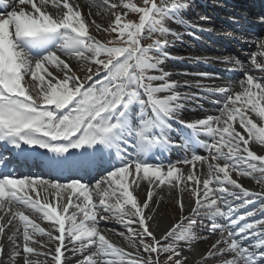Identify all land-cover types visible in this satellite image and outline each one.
I'll list each match as a JSON object with an SVG mask.
<instances>
[{
	"label": "snow or ice",
	"instance_id": "6c2138e0",
	"mask_svg": "<svg viewBox=\"0 0 264 264\" xmlns=\"http://www.w3.org/2000/svg\"><path fill=\"white\" fill-rule=\"evenodd\" d=\"M103 5L106 26L82 14L76 0H0L11 8L0 11V237L7 236L8 248L6 261L0 242V264H70L69 252L75 264H160L161 255L163 264H188L181 244L192 249L199 239L194 229L205 219L209 232L220 235L198 264H264V202L255 206L264 191L240 182L249 177L264 186V154L255 150L264 146V38L252 41L250 67L224 58L243 73L238 90L235 83L196 84L220 94L212 102L222 106L217 115L186 122L182 100L196 95L176 91L161 67L171 58L166 37L174 34L165 22L186 9L184 0ZM93 27L111 39L97 38ZM145 32L165 38L145 45ZM173 147L191 151L190 158L149 162ZM22 165L40 174L20 176ZM164 186L187 193L190 207L177 201L179 219L158 238L153 204ZM21 209L39 215L47 228ZM112 217L144 255L102 234L98 224Z\"/></svg>",
	"mask_w": 264,
	"mask_h": 264
},
{
	"label": "bare ground",
	"instance_id": "6f19581e",
	"mask_svg": "<svg viewBox=\"0 0 264 264\" xmlns=\"http://www.w3.org/2000/svg\"><path fill=\"white\" fill-rule=\"evenodd\" d=\"M6 2L10 5H14V0H6ZM76 2L81 6L82 14L87 15L89 12L92 14L90 19H95L97 23H101L102 25H105V19L100 18V15L96 12L95 7L97 4L103 5V0H76ZM110 2H115V0H110ZM107 7V6H103ZM202 9V8H201ZM5 10H11V8L4 9L1 8L0 11ZM202 12V10H201ZM198 12L195 8H189L185 12H181V14L186 17L187 22L185 24H174L169 27L170 32L174 34H169L172 37V42L170 45H174L175 43H179L182 39L191 40L192 32H200V31H206L209 30V27H212L216 29V31H211V35L214 36L213 39V46L208 47V51L201 52L200 55H198L197 52L193 51H182L180 54L184 56H200L199 59L196 60L195 65L193 66H169L167 63H162L161 67L165 72L170 73L169 76L170 81H174L178 84V87L175 89L176 91L182 93V94H188L196 95V99L192 100H182V103H184L185 107L184 110L181 113V118L185 119L188 122H194L197 119L206 118L209 115H217L218 114V107L222 105H217L213 103L212 101L221 99L220 94L216 95H209L206 94L201 88H197L196 84L199 83L201 85L205 86H230L231 84L235 83L236 88L235 90H238V81L242 78L243 73L239 70L242 74L238 75L237 69L233 67L232 63L225 62L224 58L229 57L233 60L239 59L245 67H250V60L247 55L250 51H256L257 47L252 41L257 38L256 36H252L250 39H244L248 40L247 43L242 41H234L235 44H241L243 45V48L245 52L237 53L234 49V47H226L221 42H217L216 39L220 34L225 35L228 40L232 41L234 39L233 33L229 30V27H233L230 24H224V27L217 25L215 20L210 17L207 14ZM108 24V22H107ZM223 24V23H222ZM250 27V26H248ZM224 30V31H223ZM245 32H250L246 29L242 30ZM92 33L94 35H97L95 28L93 27ZM264 38V33L259 37ZM202 44L200 42H195L192 44L193 48H201ZM167 47L165 48L166 51ZM186 52H188L186 54ZM204 53V54H202ZM169 62V61H168ZM73 64L76 62L73 61ZM229 68L230 73H234L236 76H231L225 72L220 71L221 69ZM234 70V72H232ZM206 74V75H203ZM237 75L239 76L237 78ZM213 97V99H209L208 97ZM207 140L210 142V138L206 137ZM177 140H179L177 138ZM253 142H250V144ZM261 148H264V146L256 145L255 150L257 151V154H264V151H260ZM172 149H177L176 147H173ZM200 155H207V152L205 149H195ZM175 152V157H176ZM186 155L190 158L191 152L186 153ZM173 157L172 162L175 163L177 160ZM153 163L155 162H162L161 160H153ZM169 163H166L167 165ZM182 168H188L191 170V165H181ZM197 168H199V164L197 165ZM20 173V170L18 171ZM29 173V172H27ZM234 178H235V174ZM240 182L247 187L250 191L254 192H261L263 191L262 186L257 184L256 181L252 180L249 177H242L240 178ZM135 194V193H134ZM141 199L147 198V185H144L143 193L140 197ZM155 199L159 200L160 203L153 204V207L159 208V214L157 215V223L159 227L157 228L156 235L159 238L164 231H166L169 227H171L172 224L175 223V219L180 217V207L177 201H182L185 205V208L188 209L190 207L189 204V196L187 193H181L180 189H171L169 186H164L163 191H157L155 195ZM194 204V200L192 201ZM24 210L26 214H28L30 217L37 220L38 223H41L42 226L46 227L48 226V222L42 221L39 217V215L32 213L31 211L27 209H21ZM224 220V219H223ZM153 227H156L154 224ZM98 228L101 230L102 234L106 236L107 239L110 240V242H113L116 246L126 249L129 252L136 253V254H142V249L137 251V249H133L130 244H128L122 237L118 235V232L114 229H110L108 227H105L101 224H98ZM10 234V232H9ZM130 235H126L128 237ZM0 242L4 243L6 245L5 247V253L2 257L4 260H8V248H7V236L0 237ZM181 247L184 248V255L188 257V262H194L196 260H199V256L201 254H204L203 244H193V247L191 250H189L188 246L186 244L181 245ZM40 251H44V249H40ZM70 264H75L74 259L71 256V253H68ZM44 257V256H43ZM49 260L51 257H47Z\"/></svg>",
	"mask_w": 264,
	"mask_h": 264
},
{
	"label": "rangeland",
	"instance_id": "374dc122",
	"mask_svg": "<svg viewBox=\"0 0 264 264\" xmlns=\"http://www.w3.org/2000/svg\"><path fill=\"white\" fill-rule=\"evenodd\" d=\"M137 2L139 3V2H143V0H137ZM211 2H213V1H211ZM216 3V6H217V8H215V10L213 11V7L212 6H207L206 8L209 10V12H214V16L216 17V18H218L220 21H223V20H221V17H223V16H225L223 13L224 12H222V11H225V10H218V8H219V6H221V7H223V8H226V9H234L233 8V6H231V5H224V3H222L220 0H217V1H215ZM104 5H102V4H97L96 5V7H95V10H96V12L100 15V18H102V19H105V22H104V24H105V26L107 25V22L108 23H110V14H109V10H108V8L107 7H103ZM237 10H238V15H236V16H238V19H239V21H241V22H244V23H246L247 25H249V24H254V25H257L255 22H254V20H252V21H249V22H245V20L243 21V20H241V19H243V18H245V17H249V15L248 14H246L245 12H244V9L242 8V7H238L237 8ZM225 13H227V14H229V16H230V13H228V12H225ZM232 16V15H231ZM128 19H131V20H133V21H138V14H130L128 17H127ZM233 25H235V23L234 22H231ZM264 33V26H262L261 27V29L259 30V31H257V33H256V37H260L262 34ZM158 37H159V35L158 34H156ZM236 36L238 37V38H242V35L241 34H239V33H236ZM147 38V40L146 41H148V43H152L154 40H156V39H160V38H158V37H153V36H146ZM161 37V36H160ZM97 38H100V39H103V40H106V39H111V37L107 34V33H104L102 36L98 33L97 34ZM162 38V37H161ZM163 39V38H162ZM168 40V39H167ZM223 41L224 42H226V43H228V41L227 40H225V38H223ZM170 42V41H169ZM147 43V42H146ZM233 45V47L238 51V52H241L242 51V48H241V46H239V45H234V44H232ZM33 94H35V91H34V93ZM262 188H264V186H262ZM260 202H264V199H261L260 201H258L257 203H256V207L258 208L259 207V203ZM250 207L251 206H246V208H242V209H240L239 210V213H242V212H244V211H246V210H250ZM239 213H237V214H239ZM256 218H261L259 215L256 217ZM179 218H176L175 219V222H176V220H178ZM248 219V222H251V220H252V218L251 217H249V218H247ZM217 222L218 223H222V224H226L227 223V221H220V219H218L217 220ZM241 223H243V222H241ZM99 224H101V225H103V226H105V227H108V228H110V229H112V230H116L117 232H118V235L120 236V237H122L128 244H131V240L130 239H125V237H126V235H130L129 233H128V231L123 227V225L122 224H120L119 223V221L118 220H116L114 217H112V218H110L109 220H106V221H101ZM137 226H135V225H133V228L135 229ZM209 227H210V221H208L207 219H205L204 221H203V223H200L199 221H198V223H197V227L194 229V231H195V233H196V235H197V237H199V239L198 240H196V241H193L192 243L193 244H203V249H204V253H206L209 249H211V246H212V244L213 243H215V240L216 239H218L219 238V232L217 231L216 233H210L209 232ZM121 234H123V235H121ZM247 243H251V241H247ZM184 243H182L181 245H183ZM222 247H223V245H221ZM137 255H144V253H142V254H137ZM34 258H36V259H40V260H45V259H48L47 257H43V256H39V257H34ZM153 258H156L155 257V254H153ZM225 259H228V258H230V257H224ZM107 259H110V260H115L116 258H114V257H107ZM126 259H127V257H126ZM164 259H165V257L163 256V255H161L160 257H159V260H160V264H163V261H164ZM198 262H199V260H196V261H194V262H188V264H198ZM213 264H215V262H213Z\"/></svg>",
	"mask_w": 264,
	"mask_h": 264
}]
</instances>
